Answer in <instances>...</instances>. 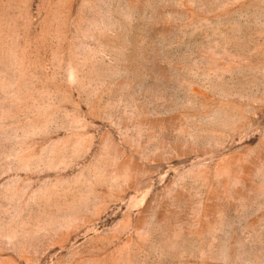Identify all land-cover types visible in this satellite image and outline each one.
I'll return each mask as SVG.
<instances>
[{
    "label": "rangeland",
    "instance_id": "rangeland-1",
    "mask_svg": "<svg viewBox=\"0 0 264 264\" xmlns=\"http://www.w3.org/2000/svg\"><path fill=\"white\" fill-rule=\"evenodd\" d=\"M0 264H264V0H0Z\"/></svg>",
    "mask_w": 264,
    "mask_h": 264
}]
</instances>
